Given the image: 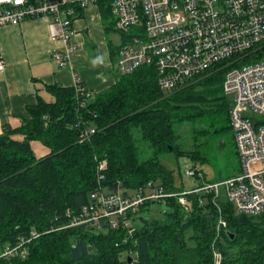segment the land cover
Here are the masks:
<instances>
[{
    "label": "trees",
    "instance_id": "1",
    "mask_svg": "<svg viewBox=\"0 0 264 264\" xmlns=\"http://www.w3.org/2000/svg\"><path fill=\"white\" fill-rule=\"evenodd\" d=\"M97 3L109 32L112 4L109 0ZM115 33L121 42L117 47L110 45L112 86L95 93L82 83L48 85L51 101L37 95L17 124L3 126L0 252L33 232L37 237H30L27 258L0 264H215L214 252L221 254V264H264V213L238 214L221 200L228 228L217 238L218 213L203 194L188 197L190 209L176 199L168 200L165 206L170 209L161 218L128 215L133 236L123 225L114 228L108 221L98 226L77 224L100 182L104 189L124 195L151 182L178 193L174 170L163 162L167 156L186 157L196 169L208 165L215 150L231 144L232 153L238 152L230 121L232 100L223 88L231 70L224 68L225 63L166 92L154 64L127 74L118 71V53L133 34ZM263 56L264 46L233 67ZM185 125L191 127V149H182L178 143V130ZM35 142L46 149L42 156L36 155ZM139 142L151 150L149 156H144L146 150L141 151ZM103 163L106 169L101 168ZM224 175L219 172L213 181L224 180ZM145 206L141 212L151 209L150 203Z\"/></svg>",
    "mask_w": 264,
    "mask_h": 264
},
{
    "label": "built area",
    "instance_id": "2",
    "mask_svg": "<svg viewBox=\"0 0 264 264\" xmlns=\"http://www.w3.org/2000/svg\"><path fill=\"white\" fill-rule=\"evenodd\" d=\"M109 1L114 30L133 34L118 53L115 66L120 73L127 74L141 65L154 64L161 89L169 92L214 67L220 68L219 64L225 63L224 68L231 69L223 88L232 100L230 121L242 170L231 178L214 182L201 168L190 169L188 175L200 185L178 193L167 192L163 186L151 182L124 195L104 189L101 177L99 188L92 194L90 205L82 210L77 224L98 226L108 221L114 228L123 225L133 236L135 229L128 215H136L147 203L166 205L171 199L190 209L192 204L188 197L197 194L209 196L218 213L217 238L228 228L221 200L238 214L257 216L264 213V56L257 62L233 67L264 46V0ZM97 2L0 0V26H17L28 19L48 17L51 38L67 45L63 52L53 53L58 67L65 68L76 51L71 43L74 14ZM4 69L5 62L0 59V72ZM88 136L87 133L85 138ZM101 168L106 169V163ZM30 237L37 235L33 232ZM30 237H21L15 245H7L0 252V261L27 258L28 244L33 241ZM214 255L215 264H221V254L214 252Z\"/></svg>",
    "mask_w": 264,
    "mask_h": 264
},
{
    "label": "crops",
    "instance_id": "3",
    "mask_svg": "<svg viewBox=\"0 0 264 264\" xmlns=\"http://www.w3.org/2000/svg\"><path fill=\"white\" fill-rule=\"evenodd\" d=\"M101 8L97 3L79 12L71 40L76 51L65 68L58 67L53 53L63 52L67 45L51 38L48 17L0 26V59L5 62L0 72V134L5 124H17L18 116L36 102L37 95L52 100L45 89L48 85L82 83L99 93L114 84L110 45L119 46L121 36L113 29V17L106 30Z\"/></svg>",
    "mask_w": 264,
    "mask_h": 264
},
{
    "label": "rangeland",
    "instance_id": "4",
    "mask_svg": "<svg viewBox=\"0 0 264 264\" xmlns=\"http://www.w3.org/2000/svg\"><path fill=\"white\" fill-rule=\"evenodd\" d=\"M178 134L180 136V140L178 142L180 147L182 149H191L193 144L191 127L189 125L180 127ZM139 145L141 151L146 150L144 156L147 157L151 154V150L146 146V144L139 142ZM33 146L36 155L42 156L46 153V149L41 144L35 142ZM233 147L234 146L230 144L227 146V148L215 150L211 157L210 163L205 166L197 165L196 169L201 168L204 170L208 179L212 181H216V177L218 178L219 172H223L225 175L222 179H226L228 178L227 176H230V174L236 173V171H241L242 165L240 158L238 152L237 154L232 153ZM235 151H237L236 148ZM163 162L168 166V168L174 170L175 185L180 189V192L192 190L200 185L199 181H196L193 177L188 175V171L194 166V163L191 162V160L187 159L186 157L176 158L173 155H169ZM254 169H256V167H254ZM222 191L224 194L223 188ZM223 197L224 196L222 195V198ZM150 205L151 209L149 211L141 212V209H139L136 215H141L144 218L151 220L154 217L161 218L163 214H165L164 212L170 209L168 206H165L161 203H150Z\"/></svg>",
    "mask_w": 264,
    "mask_h": 264
},
{
    "label": "water",
    "instance_id": "5",
    "mask_svg": "<svg viewBox=\"0 0 264 264\" xmlns=\"http://www.w3.org/2000/svg\"><path fill=\"white\" fill-rule=\"evenodd\" d=\"M232 238H234V236H232ZM131 260H129V262H130Z\"/></svg>",
    "mask_w": 264,
    "mask_h": 264
}]
</instances>
